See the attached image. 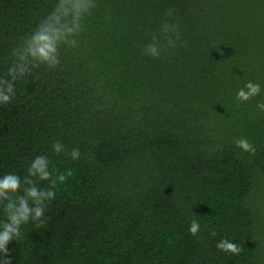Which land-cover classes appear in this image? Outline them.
Masks as SVG:
<instances>
[{"label": "trees", "instance_id": "trees-1", "mask_svg": "<svg viewBox=\"0 0 264 264\" xmlns=\"http://www.w3.org/2000/svg\"><path fill=\"white\" fill-rule=\"evenodd\" d=\"M55 3L0 0V77ZM95 3L78 46L61 48L55 70L33 68L0 105V178L23 179L40 155L72 172L44 224L22 225L0 264H262L264 0ZM165 22L179 25L176 47L145 55L154 34L165 47ZM248 81L261 94L238 101ZM74 147L78 160L66 155ZM222 239L241 253L218 250Z\"/></svg>", "mask_w": 264, "mask_h": 264}, {"label": "clouds", "instance_id": "clouds-1", "mask_svg": "<svg viewBox=\"0 0 264 264\" xmlns=\"http://www.w3.org/2000/svg\"><path fill=\"white\" fill-rule=\"evenodd\" d=\"M96 7L95 0H56L52 11L44 17L36 28L27 35L23 43L13 50L14 61L5 76L0 77V105L11 102L15 95L17 81L24 79L33 68L41 65L55 70L61 63L62 47H77V38L83 32L84 18ZM174 9H168L167 15L172 17ZM160 32L165 47H161L160 37L152 36V42L145 45V55L160 58L168 49L175 48L180 39L179 25L176 23L162 24ZM11 77V79H9ZM261 94V85L248 81L239 89L236 99L247 102ZM256 107L264 111V102H258ZM235 145L255 155L256 148L245 137L235 140ZM53 152H65V146L56 141L52 145ZM72 160L80 158L78 147L66 152ZM51 161L47 156H37L30 164L27 175L21 179L15 173L5 174L0 178V206L6 219L0 222V252L7 254L8 243L21 235V226L30 221L44 224L43 216L48 203L56 197V187L63 184L72 175L71 170L59 171L50 169ZM48 182V187H41L40 182ZM200 225L197 220L190 222L189 233L197 235ZM214 236L215 233L213 232ZM218 250L239 255L242 249L235 243L222 239L216 244Z\"/></svg>", "mask_w": 264, "mask_h": 264}, {"label": "rangeland", "instance_id": "rangeland-1", "mask_svg": "<svg viewBox=\"0 0 264 264\" xmlns=\"http://www.w3.org/2000/svg\"><path fill=\"white\" fill-rule=\"evenodd\" d=\"M264 207V205H262ZM260 258H263L264 259V247H262V250H261V253H260ZM264 264V260H263V263Z\"/></svg>", "mask_w": 264, "mask_h": 264}]
</instances>
